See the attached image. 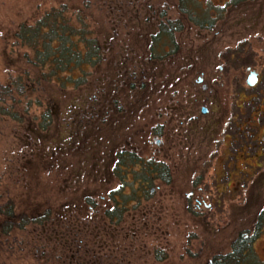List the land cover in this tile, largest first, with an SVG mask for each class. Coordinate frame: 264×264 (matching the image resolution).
Here are the masks:
<instances>
[{"label":"rangeland","instance_id":"rangeland-1","mask_svg":"<svg viewBox=\"0 0 264 264\" xmlns=\"http://www.w3.org/2000/svg\"><path fill=\"white\" fill-rule=\"evenodd\" d=\"M188 6L0 0V264H264V0ZM62 7L103 51L72 84L14 37Z\"/></svg>","mask_w":264,"mask_h":264},{"label":"trees","instance_id":"trees-1","mask_svg":"<svg viewBox=\"0 0 264 264\" xmlns=\"http://www.w3.org/2000/svg\"><path fill=\"white\" fill-rule=\"evenodd\" d=\"M176 1V8L179 14L186 16L189 21L198 25V18L188 8V0ZM79 23L81 25L80 29H78L75 24L73 25L70 18L66 15L64 7L51 9L34 24L19 25L15 31L14 37L20 46L31 49L33 56L30 58L29 63L32 67L46 69L47 72H49L48 75L55 79L61 74L68 73L65 83L72 84L75 83L72 76L73 72L81 71L83 73L85 67H96L103 60L101 44H99L96 38H92L93 32L88 30L86 24L82 21H79ZM208 23H210V21L205 20L200 23L199 27L208 25ZM181 30H183V26L180 21L167 20L164 25L158 27V32L153 37V42L157 44L162 38H166L172 42L173 34ZM242 51L243 50L239 52V57L235 62L240 60V62H243V66H250L251 63L248 61V57L246 58L248 54L241 55ZM229 57L230 52L228 51L223 56L227 63ZM8 91L9 88L7 86H0V94L4 92V96H7ZM8 114L7 109L0 106V115ZM25 222L26 219L24 222H21L19 227ZM15 226V223H11V221L8 222V220L2 222L0 225L1 234H8ZM214 264L241 263L231 256H224L215 260Z\"/></svg>","mask_w":264,"mask_h":264},{"label":"flooded vegetation","instance_id":"flooded-vegetation-1","mask_svg":"<svg viewBox=\"0 0 264 264\" xmlns=\"http://www.w3.org/2000/svg\"><path fill=\"white\" fill-rule=\"evenodd\" d=\"M214 20V19H213ZM239 52H240V50H239ZM238 52H234V51H230V57H229V64L232 62L233 64H234V62H235V60L238 58V56H239V54H237ZM251 63V62H250ZM234 66V65H233ZM246 67V66H245ZM246 71L248 72V75H249V73L251 72V71H254V72H256V70L253 68V65H252V63H251V65L250 66H247L246 67ZM256 74H257V82L253 85V86H250L251 88H254L258 83H259V77H258V73L256 72ZM247 80V79H246ZM246 84H247V82H246ZM248 86V85H247ZM201 113L203 114V115H206L207 114V110L205 109V108H203L202 109V111H201ZM234 119H235V116H234V114H231L228 118H226V120H225V125L227 126V124L229 123V122H231L232 123V121H234Z\"/></svg>","mask_w":264,"mask_h":264},{"label":"water","instance_id":"water-1","mask_svg":"<svg viewBox=\"0 0 264 264\" xmlns=\"http://www.w3.org/2000/svg\"><path fill=\"white\" fill-rule=\"evenodd\" d=\"M247 85L253 86L257 82V74L254 71H251L247 77Z\"/></svg>","mask_w":264,"mask_h":264}]
</instances>
